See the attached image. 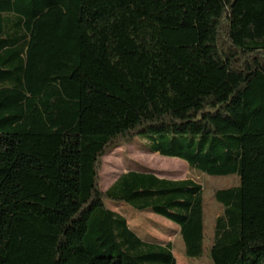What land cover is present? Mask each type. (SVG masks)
Segmentation results:
<instances>
[{"label": "trees", "instance_id": "16d2710c", "mask_svg": "<svg viewBox=\"0 0 264 264\" xmlns=\"http://www.w3.org/2000/svg\"><path fill=\"white\" fill-rule=\"evenodd\" d=\"M139 138L217 188L211 264H264V0H0V264H176L106 202L204 251L203 186L104 153Z\"/></svg>", "mask_w": 264, "mask_h": 264}, {"label": "rangeland", "instance_id": "374dc122", "mask_svg": "<svg viewBox=\"0 0 264 264\" xmlns=\"http://www.w3.org/2000/svg\"><path fill=\"white\" fill-rule=\"evenodd\" d=\"M127 170L153 172L160 177L176 180L190 178L203 186L206 229L204 251L199 258L185 256L177 224L149 210L136 211L125 203L107 201L106 205L123 215L130 229L142 240L161 244L170 242L176 264H211L208 250L212 243L213 221L221 212L220 205L213 198V192L217 188L235 185L237 178L232 175L208 176L190 168L182 159L150 152L144 140L135 138L108 149L101 157L99 188L106 190L120 173Z\"/></svg>", "mask_w": 264, "mask_h": 264}]
</instances>
